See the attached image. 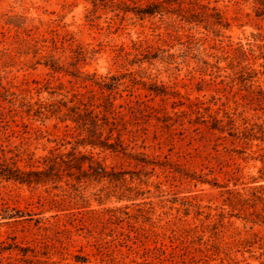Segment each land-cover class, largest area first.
I'll use <instances>...</instances> for the list:
<instances>
[{
    "label": "rangeland",
    "instance_id": "374dc122",
    "mask_svg": "<svg viewBox=\"0 0 264 264\" xmlns=\"http://www.w3.org/2000/svg\"><path fill=\"white\" fill-rule=\"evenodd\" d=\"M122 2L135 6L132 0H0V146L18 148L19 165L29 162L27 153L35 159L61 146L66 133L56 118L29 117L27 104L97 88L53 74L44 64L48 55L65 66L79 60L80 70L97 78L125 75L116 103L140 94L157 108L124 135L128 151L155 163L146 169L123 154L81 147L108 170L125 171L120 188L108 180L75 190L65 181L56 189L0 179V212L8 207L16 216L0 215V264H264V180L255 181L264 143L236 139L245 118L264 123V109L250 101L252 89H264L263 59L241 65L236 59L239 45L264 44L255 0H203L229 24L219 34L214 27L220 26L178 14L140 18ZM147 48L158 57L134 62ZM244 66L257 72L248 83L238 79ZM132 77L164 85L170 95L150 99L142 85L132 87ZM165 113L172 119L165 122ZM137 190L135 200L118 199ZM69 192L82 207H69ZM51 197L65 198L67 209L47 202ZM117 207L115 215L103 212ZM79 210L84 223L69 216Z\"/></svg>",
    "mask_w": 264,
    "mask_h": 264
},
{
    "label": "trees",
    "instance_id": "16d2710c",
    "mask_svg": "<svg viewBox=\"0 0 264 264\" xmlns=\"http://www.w3.org/2000/svg\"><path fill=\"white\" fill-rule=\"evenodd\" d=\"M135 6L129 7L126 2L125 11H133L140 18L147 16H155L156 14L172 13L178 14L181 19L187 22L205 23L206 26H220V29L214 27L216 33H220L221 28L228 27V22L224 20V16L216 7H210L208 3L203 0H147L146 5L136 4V0H132ZM257 16L264 17V0H255ZM142 55L139 57L138 55ZM137 54L134 62L142 63L144 61L151 62L156 59L158 55L151 49H142ZM238 65L242 61L251 58H262V66L264 68V44L257 45V49L249 46L244 48L242 45L236 47ZM78 61L69 62V66L60 62V58L54 55H48L44 64L50 67L51 72L63 73L70 75L76 80L83 82L90 81L92 86L97 88H88L86 91H71V97L64 94L63 98L55 99L49 102H36L35 104H23L27 108L23 110L29 117L36 120L45 121L46 119L56 118L58 122L65 124L66 133L62 139L61 146L71 144L69 150H61V146L49 150L45 155H41L34 159V153H27L29 162L21 166L19 162L23 159L21 152L18 148H7L0 146V179L13 182L16 184L26 185L31 188H38L39 186H51L52 188L61 187L60 183L65 181L70 184L75 190H78L80 184L88 181L102 182L108 180L115 185V188H120L119 183L124 182L125 171H116L115 168L108 170L105 163L96 157L93 151H83L81 147L93 149H100L101 151H110L117 155L134 159L137 165H142L144 169L148 165L155 164L152 160L148 159L147 155L143 152H130L128 151L130 144L126 142L124 135L126 133H134L136 131L129 129V126L137 127L141 122H146V117L152 113L157 112V108L144 100L141 95H136V99H130L125 103H116L117 94L122 84L121 80L124 76L111 75L109 77L97 78L96 74L84 73L78 66ZM264 72V71H263ZM257 75L255 70H250L248 67H242L239 71L238 79L243 83L252 81ZM72 82V80H69ZM132 87L142 85L148 91L145 96H168L170 93L164 85L156 83L146 84L144 81L130 78ZM250 86V84L248 85ZM64 84L61 83L59 88H63ZM85 87H88L85 85ZM133 91V90H131ZM70 90H67L69 93ZM133 95V92L130 96ZM122 97V95L120 94ZM251 103H256L260 109H264V89H252L250 95ZM200 106L197 107L199 109ZM148 113V114H146ZM2 121L7 122V114L1 111ZM158 119L161 117L156 116ZM164 121L167 122L172 119L169 113L164 114ZM215 124L213 128H217L220 120L213 117ZM217 123V124H216ZM246 124L245 128L236 132V139L242 141L244 144H251L253 141L264 143V123L253 122L250 123L248 119H244ZM24 126H28L24 124ZM144 128V127H142ZM219 129V128H217ZM70 136V140L66 138ZM264 150V147H263ZM260 160L264 165V152L260 155ZM260 175L255 178V181L260 179L264 180V167L259 170ZM133 190V189H129ZM117 191V189H114ZM140 194L137 190L134 196H126L123 192L118 199L127 197L130 200H135ZM131 195V194H130ZM77 195L72 196L69 192L67 198L73 202L69 207L80 208L82 207L75 198ZM66 199H57L55 197L47 198V202L53 204L59 210H66L62 208L63 202ZM76 206V207H75ZM122 207L107 208L103 212L110 215H115ZM3 212L0 215L4 219L16 217L15 214L9 212L8 207L2 208ZM126 214L128 211L124 210ZM85 214L83 211H73L69 214L74 220L82 223L85 221ZM17 215V214H16ZM24 254L27 250L20 248Z\"/></svg>",
    "mask_w": 264,
    "mask_h": 264
}]
</instances>
